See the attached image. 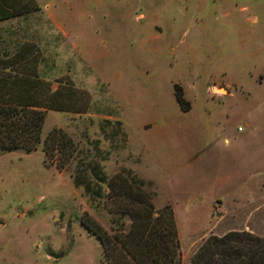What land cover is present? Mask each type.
Returning <instances> with one entry per match:
<instances>
[{"label": "rangeland", "instance_id": "rangeland-1", "mask_svg": "<svg viewBox=\"0 0 264 264\" xmlns=\"http://www.w3.org/2000/svg\"><path fill=\"white\" fill-rule=\"evenodd\" d=\"M35 1L0 21V52L33 44L41 77L87 104L46 110L34 149L0 152V264H105L79 219L127 228L106 182L129 167L153 208L170 207L180 264L209 234L264 238V0ZM171 82L192 96L185 113ZM150 114L174 127L145 149L136 126ZM52 128L74 145L59 168L41 152Z\"/></svg>", "mask_w": 264, "mask_h": 264}, {"label": "trees", "instance_id": "trees-1", "mask_svg": "<svg viewBox=\"0 0 264 264\" xmlns=\"http://www.w3.org/2000/svg\"><path fill=\"white\" fill-rule=\"evenodd\" d=\"M38 10L35 0H0V21ZM38 50L29 42L0 52V152L30 151L40 141V128L46 110L83 112L87 95L69 82L51 88L38 71ZM172 95L181 112L189 108L179 85L172 83ZM74 151L70 138L52 128L41 139L43 160L62 167ZM94 179L104 178L93 166ZM73 185L78 182L72 178ZM149 182L130 170L113 174L106 182L107 196L115 212L125 215V230L106 233L89 215L79 222L95 237L105 264H180L173 215L168 205L152 206V194L143 189ZM84 190L90 193L87 185ZM190 264H264V238L247 231L229 230L207 235L189 256Z\"/></svg>", "mask_w": 264, "mask_h": 264}, {"label": "crops", "instance_id": "crops-1", "mask_svg": "<svg viewBox=\"0 0 264 264\" xmlns=\"http://www.w3.org/2000/svg\"><path fill=\"white\" fill-rule=\"evenodd\" d=\"M170 48L171 47H169V49ZM171 85H172V82H171ZM181 91H182L183 97H186V98L192 97L188 93H187L188 95L185 96V91H184L183 87H181ZM171 96L173 98L172 89H171ZM173 100H174V98H173ZM174 103H175V101H174ZM188 104H189V102H188ZM175 105H176V103H175ZM176 107H177V105H176ZM177 109H178V107H177ZM188 110H189V108H188ZM178 111L181 112L179 109H178ZM187 111H185V112H187ZM185 112H181V113H185ZM122 126H123V124H122ZM173 127L174 126L172 125L171 122H168L166 120L165 121L160 120L155 115L150 114L149 116H147V118L144 121L139 122L136 126L137 130L144 131V133H145L144 138L143 139L141 138L139 141L141 146L143 148L147 149L148 147L155 145L156 143H159V141H162L163 138L165 137V130L166 129H172ZM222 141L226 142V139L223 138ZM138 161H139V157H138ZM129 169L134 173V171L130 167H129Z\"/></svg>", "mask_w": 264, "mask_h": 264}, {"label": "built area", "instance_id": "built-area-1", "mask_svg": "<svg viewBox=\"0 0 264 264\" xmlns=\"http://www.w3.org/2000/svg\"><path fill=\"white\" fill-rule=\"evenodd\" d=\"M238 129V128H237Z\"/></svg>", "mask_w": 264, "mask_h": 264}]
</instances>
